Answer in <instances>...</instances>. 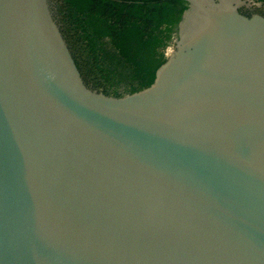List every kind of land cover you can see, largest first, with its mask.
<instances>
[{
	"label": "water",
	"instance_id": "water-1",
	"mask_svg": "<svg viewBox=\"0 0 264 264\" xmlns=\"http://www.w3.org/2000/svg\"><path fill=\"white\" fill-rule=\"evenodd\" d=\"M251 4L187 0L153 81L113 95L50 0H0V264H264Z\"/></svg>",
	"mask_w": 264,
	"mask_h": 264
},
{
	"label": "trees",
	"instance_id": "trees-1",
	"mask_svg": "<svg viewBox=\"0 0 264 264\" xmlns=\"http://www.w3.org/2000/svg\"><path fill=\"white\" fill-rule=\"evenodd\" d=\"M50 4L85 81L105 93L122 95L153 81L187 0H50Z\"/></svg>",
	"mask_w": 264,
	"mask_h": 264
},
{
	"label": "rangeland",
	"instance_id": "rangeland-1",
	"mask_svg": "<svg viewBox=\"0 0 264 264\" xmlns=\"http://www.w3.org/2000/svg\"><path fill=\"white\" fill-rule=\"evenodd\" d=\"M256 1V0H255ZM250 3H252L251 5H254L256 8H261V11L264 12V3L260 2V1H256V2H259V3H253L251 0H249ZM173 48V44L170 45V49L168 50V54L170 53V50ZM167 54V55H168ZM166 55V56H167Z\"/></svg>",
	"mask_w": 264,
	"mask_h": 264
},
{
	"label": "built area",
	"instance_id": "built-area-1",
	"mask_svg": "<svg viewBox=\"0 0 264 264\" xmlns=\"http://www.w3.org/2000/svg\"><path fill=\"white\" fill-rule=\"evenodd\" d=\"M170 49V46L167 47L166 49V55L168 54V50Z\"/></svg>",
	"mask_w": 264,
	"mask_h": 264
},
{
	"label": "flooded vegetation",
	"instance_id": "flooded-vegetation-1",
	"mask_svg": "<svg viewBox=\"0 0 264 264\" xmlns=\"http://www.w3.org/2000/svg\"><path fill=\"white\" fill-rule=\"evenodd\" d=\"M264 14V12H262Z\"/></svg>",
	"mask_w": 264,
	"mask_h": 264
}]
</instances>
